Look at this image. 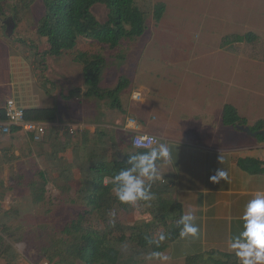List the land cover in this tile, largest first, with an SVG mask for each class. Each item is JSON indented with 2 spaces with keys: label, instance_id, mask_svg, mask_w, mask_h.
<instances>
[{
  "label": "rangeland",
  "instance_id": "obj_1",
  "mask_svg": "<svg viewBox=\"0 0 264 264\" xmlns=\"http://www.w3.org/2000/svg\"><path fill=\"white\" fill-rule=\"evenodd\" d=\"M18 1L7 0V4L2 3L0 107H4L8 99L15 100L21 106L26 105V102L35 105L36 102L41 107H55L58 122L64 126L62 131H68L69 125H76V120L95 122L108 120V117L110 119L112 113L104 115L111 110L104 102L99 103L80 94L66 98L70 90L83 89L81 66L73 61V53L48 58L44 76L34 66H30L35 53L47 48L44 40L36 36V23L43 14L40 0H35L29 13H23L12 38L3 36L1 27L4 18L10 17ZM135 1L147 12V31L144 36L123 41L115 51L105 50L93 40L79 39V52L100 55L105 59L101 88L112 89L119 79H127V85L120 94L123 102L127 100L125 95L143 87L150 92L146 101V107L152 104L148 111L150 119L158 121L161 116L155 110V103L159 100L160 104L167 103L175 108L176 119L181 116V121H190L191 117H187L192 113L189 101L194 100L201 91H206L209 81L199 72H194L200 70L212 75L216 87L210 92L207 101L218 97V101L222 102L226 100L228 92L231 97L238 93L244 97L240 104L243 116L247 112L249 121L264 116V0ZM157 3L166 6L164 17L159 23H155L151 17ZM92 13L103 23L108 11L104 6L96 5ZM246 33H253L256 39L251 43L223 44L225 37ZM175 62L183 63L186 75ZM175 71L176 75L171 74ZM24 73H28V79H24ZM45 79L50 83L42 86ZM22 80L28 82L23 83ZM37 94L43 96L40 101ZM83 105L95 106V114L81 117L76 112ZM67 110H72L74 115H67ZM111 111L114 116H118L117 112L120 111L122 115L130 113L124 103L121 104V110ZM179 126L182 131L170 127L167 135L184 139L187 136L183 132L192 129L194 124L188 123L185 127L183 123ZM76 139V136H70L69 145L77 151L75 154L79 153L80 148L77 141H71ZM27 141L32 143L30 139ZM73 165L77 166L72 169L71 181L66 183L57 176L60 168L48 160L36 162L29 145L15 146L11 135L0 131V220L6 225L10 237L5 238L6 245L12 247L9 253L0 254V264H41L46 260L42 256L44 249L60 238L64 225L84 209L78 200L77 191L85 183L89 163L83 159ZM39 173L44 174L47 182L46 195L42 203L35 204L32 187H40L42 179ZM114 213L115 216L109 219L122 225L150 220L144 208L137 205L130 212L115 209ZM89 220L96 225L101 224L96 216ZM165 254L169 257L167 264H183V261L173 260L169 252ZM141 264L159 262L146 259Z\"/></svg>",
  "mask_w": 264,
  "mask_h": 264
},
{
  "label": "trees",
  "instance_id": "obj_2",
  "mask_svg": "<svg viewBox=\"0 0 264 264\" xmlns=\"http://www.w3.org/2000/svg\"><path fill=\"white\" fill-rule=\"evenodd\" d=\"M40 1L43 14L36 23V36L44 40L47 48L42 52L35 53L31 63L34 69L44 76L48 68V58H59L73 53V61L81 66L83 89L70 90L66 98L70 99L74 95L80 94L84 98L94 99L99 103L104 102L111 110H121L120 94L127 85V79H119L117 85L112 89L101 88L100 82L105 59L100 55L79 52L77 50L78 42L80 38H87L95 41L105 50L115 51L123 41L144 36L147 31V12L135 0ZM1 2L2 0H0V15L3 16ZM34 2L35 0H20L13 8L11 17L15 23L14 32L18 23L22 21L23 13H29ZM96 5H102L108 11L107 18L103 23H100L92 13V8ZM165 12V4L157 3L151 13L153 21L159 23ZM2 31L3 36L6 37L4 25H2ZM255 39L253 33L232 35L225 37L223 44L251 43ZM18 42H22V40H18ZM43 82L42 86L50 83L47 79ZM23 114L26 122L51 125L58 119L55 107L25 108ZM6 121L5 109L2 106L0 107V124ZM221 122L224 126L233 129L238 125H247L246 119L241 117L231 104L223 106ZM61 128L50 126L46 129L53 134L52 137L50 134V139L55 143L54 146L51 145L53 151L59 149L64 152L66 150L64 142L70 139V135L66 132L63 134ZM249 128L252 132L263 130L264 118L257 120ZM17 129L10 128V131L14 132ZM63 137L65 140H62ZM76 138L78 139L77 146L85 150L86 156L89 158L85 183L77 191L78 200L83 204L84 209L64 225L61 237L52 241L44 249L43 258L51 264H141L148 259L151 252H167L179 239L182 227L177 224L182 216L181 205L171 196L172 180L155 182L151 189L155 194V199L151 202L140 201L136 204L138 207L144 208L150 216V220L132 225L112 222L109 219L110 213L115 209L130 212L134 208V206L121 204L117 200L111 183V177L127 166V157L130 155L124 156L120 162H99L95 159V147H100L102 139L90 134L85 130V127L81 134H77ZM43 139L36 143H43ZM257 139L264 141L261 136H258ZM135 150V153L148 151ZM237 163L242 170L249 174H258L264 170L261 169V162L257 160L245 158L239 159ZM59 175V179L69 183L72 169L64 168ZM39 177L42 179L40 187L38 185L32 187L35 204L42 203L46 195L47 182H45L44 174L39 173ZM95 216L101 224L96 225L89 220ZM5 227L6 225L0 220V254L2 255L12 250V247L6 245L5 242V238H10ZM161 233L166 236L163 243L159 247H156L155 244L150 245L148 240L158 237ZM183 264H239V261L233 254L209 252L188 256L184 259Z\"/></svg>",
  "mask_w": 264,
  "mask_h": 264
},
{
  "label": "crops",
  "instance_id": "obj_3",
  "mask_svg": "<svg viewBox=\"0 0 264 264\" xmlns=\"http://www.w3.org/2000/svg\"><path fill=\"white\" fill-rule=\"evenodd\" d=\"M2 3L7 4V0H2L1 5ZM175 63L178 67L180 66V71L183 70L186 75L183 63ZM1 69L0 64V71ZM194 72H199L209 81L206 91H201L194 100L190 99L189 101L192 106V113L187 117H191L190 121H181V116L176 119L175 108H171L167 103L160 104L159 100L155 103V110H158L161 116L158 121L150 119L148 113L152 104L146 107L150 92L145 91L143 87H139L138 90H133L125 95L126 102H123V97L120 98V103H124L126 110L130 113L122 115V111H120L117 112L118 116H114L113 112L109 110L108 113L104 112V115H109V113L110 115L112 113V115L110 119L108 117V120L105 121L84 122L76 120L78 121L76 125L85 127V130L90 134L102 139L100 145L102 149L95 147V159L99 162H120L124 156L136 152L131 144L134 131L127 128V119L129 118L135 119L138 132L141 134L155 136L159 139V142L168 144L172 152V161L169 164L158 162L162 177L159 181L172 180V198L181 205L182 215L191 211L196 216L195 223L200 228L197 237H179L176 243L168 249L167 252L175 261H184L188 256L209 252L235 255L228 247L229 239L243 230L241 217L247 203L255 197L257 192H264V170L258 174H249L242 170L237 163L239 159H253L260 161L261 169H264V141L235 131L236 128L232 129V127L224 126L221 122V113L225 104H231L237 109L238 114L246 119L249 127L257 120L264 118V116L250 121L247 112H244L245 116H243L240 112V104L244 97L238 93L231 97L228 92L226 100L222 102L218 101V97L207 101L210 92L216 88L213 84V77L211 74L202 73L200 70H194ZM176 73L175 71L171 74L176 75ZM189 73L187 72V74ZM23 75L26 76L24 79H28V73ZM22 82L27 83L28 81L22 80ZM27 89H29V86ZM136 91L142 94V100L139 102L132 100V93ZM36 97L38 101L43 98L42 95L38 94ZM19 106L23 109L41 107L36 102L35 105L26 102V105ZM95 109H97L95 106L84 107L83 105L81 110L76 113L84 117L85 114H95ZM65 113L74 115L72 110H67ZM183 123L185 127L188 123L194 124L192 129L188 127L189 131L185 129L183 132L186 134V138L177 139L167 135L170 127L182 131L179 129V125ZM50 126L59 128L63 124L58 122L57 119L56 123L48 125V127ZM10 128L15 129L18 127L13 125ZM16 131H9L12 142L15 146L29 145L32 148L36 162H39L40 159L48 160L49 163L63 170L64 168H76L77 165H73V163L76 164L80 160L89 161L85 150L80 148L79 153L75 154L77 151L70 147V139L66 142L63 141L64 144L66 143L64 152L59 149L53 151L51 145L54 146L55 143L50 139V134L51 137L53 134L49 130H46L43 136L45 142L38 144L33 142L21 130ZM28 139L32 143H28ZM62 140H65V137ZM76 141L78 139L71 141V143ZM16 154H18V151H16ZM220 168L227 171V182L211 183L209 177L214 175ZM61 170H59V173ZM59 173L58 178H60Z\"/></svg>",
  "mask_w": 264,
  "mask_h": 264
},
{
  "label": "clouds",
  "instance_id": "obj_4",
  "mask_svg": "<svg viewBox=\"0 0 264 264\" xmlns=\"http://www.w3.org/2000/svg\"><path fill=\"white\" fill-rule=\"evenodd\" d=\"M127 127H133V125L130 123ZM144 139L154 146L148 151L128 156L127 166L111 177L112 191L117 200L124 205L135 206L140 201L154 200L152 185L162 178L158 162L169 164L172 161V152L167 143L157 142L155 138ZM209 180L213 184L227 182L228 173L220 168L209 177ZM110 216L114 217L115 213H110ZM196 219L191 211L180 217L177 224L182 226L179 233L181 238L198 236L200 228L195 223ZM241 219L243 230L230 237L229 249L235 254L239 264H264V192H257L255 197L247 203ZM165 239L166 236L161 233L158 237L150 238L148 242L150 245L155 244L159 247ZM148 259L158 261L159 264H167L169 261V257L159 251L151 252Z\"/></svg>",
  "mask_w": 264,
  "mask_h": 264
},
{
  "label": "built area",
  "instance_id": "obj_5",
  "mask_svg": "<svg viewBox=\"0 0 264 264\" xmlns=\"http://www.w3.org/2000/svg\"><path fill=\"white\" fill-rule=\"evenodd\" d=\"M132 100L136 102L141 101L142 100L141 92L136 91L132 93ZM4 109H5L7 121L5 123L0 124L1 132L9 133L10 127L15 125L23 133H25L28 137H30L33 142H41L43 136L45 135L48 126L47 124L24 121L23 108L20 107L13 99H8L5 102ZM130 123L133 125V127H127V128L134 131V135L131 138V144L134 149L150 150L151 147L154 146L152 143L148 142L144 138H155V140L159 142V139L155 136L141 134L140 132H138V125L135 119L133 118L127 119V125ZM62 129L64 128L62 127L61 130ZM82 131H83V126L81 125H69L68 131H64V132H66L70 136H77V134H81ZM41 264H51V263H49V261L47 260H43Z\"/></svg>",
  "mask_w": 264,
  "mask_h": 264
},
{
  "label": "water",
  "instance_id": "obj_6",
  "mask_svg": "<svg viewBox=\"0 0 264 264\" xmlns=\"http://www.w3.org/2000/svg\"><path fill=\"white\" fill-rule=\"evenodd\" d=\"M3 25L5 26V36L6 38H12L13 34H14V29H15V23L12 19V17H7L4 21H3ZM237 131L245 133L248 136H251L253 138H256L258 136H261L262 138H264V129L263 130H259V131H255L252 132L249 128V126L247 125H238L235 127Z\"/></svg>",
  "mask_w": 264,
  "mask_h": 264
}]
</instances>
